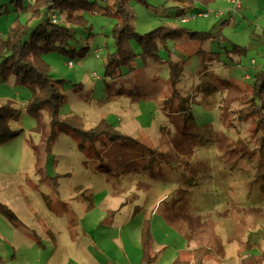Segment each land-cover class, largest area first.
<instances>
[{
  "label": "rangeland",
  "instance_id": "374dc122",
  "mask_svg": "<svg viewBox=\"0 0 264 264\" xmlns=\"http://www.w3.org/2000/svg\"><path fill=\"white\" fill-rule=\"evenodd\" d=\"M97 1L82 12L87 25L72 26L70 44L77 51L88 46L87 52L53 50L42 57L53 78L64 79L61 115L75 116L85 128L105 119L128 138L93 144L63 129L50 138L48 115L24 110L28 86L13 76L0 78V104L9 102L18 113L8 122L18 134L0 144V202L26 203L43 257L60 252L68 264H106L100 255L90 257L95 250L113 251L115 264H123L122 255L139 264L134 231L146 220L152 264L193 261L198 247L207 250L203 264H236L248 243V253L263 252L264 121L257 126L248 107L254 75L264 73V0H240L238 6L230 0H131L139 33L164 22L191 30L222 23L220 38L169 43L171 61L181 66L175 86L166 50L160 63L137 57L123 75L104 78L118 18ZM15 5L0 0L1 37L13 18H29ZM193 8L206 15H194ZM40 20L32 18L30 28ZM130 44L139 51L135 41ZM182 99L189 112L177 110Z\"/></svg>",
  "mask_w": 264,
  "mask_h": 264
},
{
  "label": "trees",
  "instance_id": "16d2710c",
  "mask_svg": "<svg viewBox=\"0 0 264 264\" xmlns=\"http://www.w3.org/2000/svg\"><path fill=\"white\" fill-rule=\"evenodd\" d=\"M102 1L100 6H103L106 11L111 12L118 18L112 30L113 51L106 53L104 59V78H115L123 75L128 70L130 62L137 57H140L143 61L162 62L163 56H161L160 51H168L169 43L180 40L181 37L204 42L212 40L214 37L220 38L223 35L222 23L213 24L212 27L206 30H191L170 22H164L148 32L139 33L133 24L131 0ZM137 1L148 4L147 0ZM200 1L205 2L207 0ZM97 2V0H15V9L28 13L29 18L25 22L20 21L18 17L13 18L5 35L0 36V78L6 79L13 76L16 83L28 86L31 95L28 102L24 103V110L33 115H39L42 111L48 115L51 127L50 138L54 136L55 130L58 129L79 134L83 141L87 140L93 144L96 140L124 141L128 138L105 119H101L93 127L85 128L83 123L75 116L61 115L60 108L65 99L61 91L64 79H54L49 64L42 57L45 52L53 50L62 55L83 56L87 52L88 46H83L77 51L74 45L70 44V40L73 38L72 26L85 27L88 21L82 12L93 9ZM230 2L232 1L230 0ZM181 9V12L177 11L176 17H181L184 13V8ZM193 10L196 11L194 15L206 14V11L200 8H194ZM34 17H41V20L30 28L31 25L28 23ZM132 40L138 46V52L133 50L130 44ZM232 48L241 52L244 51L243 47L237 44H233ZM98 49L95 51L96 55ZM166 55L167 58L164 61L169 62L168 78L172 86H175V83L180 80L181 66L178 62L171 61L170 51ZM67 63L72 65L71 61ZM94 77L97 76L94 75ZM172 89L171 95L178 97L179 94L176 88ZM251 94L249 98L251 105L248 109L256 115L255 120L258 126V121H264V114L262 113L264 108L263 72L255 73ZM182 100L183 102H177L179 104L177 110L179 112H189L190 105L186 102V99ZM259 105L262 107L259 108ZM17 114V110L9 102L0 104V144L18 134L17 131L10 128L8 123ZM259 118H262V120H259ZM0 212L6 215L14 224H20L15 212L1 202ZM152 243L153 237L149 223L146 220L141 225V260L139 264H152L154 261L155 254H151ZM249 245L250 243L247 244V252L241 255L239 264H264V252L248 253ZM206 251L205 247H198L193 261L176 258L171 264H203V254Z\"/></svg>",
  "mask_w": 264,
  "mask_h": 264
},
{
  "label": "crops",
  "instance_id": "0c3cea01",
  "mask_svg": "<svg viewBox=\"0 0 264 264\" xmlns=\"http://www.w3.org/2000/svg\"><path fill=\"white\" fill-rule=\"evenodd\" d=\"M179 12H181L180 9ZM4 202H6L9 206L11 205L10 207L19 218L20 224H14L7 218L6 215L0 212V264H68L67 261L69 260V257H67L66 254H59L60 252H53L51 255L47 254L43 257L44 255L39 248L40 246H37L35 243L34 237L37 230L36 228L29 226L30 224L25 217V213H29V208L26 203L22 202L21 206L17 207V205L14 206V204L8 203L7 200ZM117 228L120 229L119 227ZM134 234L140 244L141 227H139V229H135ZM151 254L154 255L152 248ZM89 255L93 259L99 255L102 256L106 264H115L118 261L117 257L114 256L113 251L109 256L99 250H95ZM122 256L124 259L123 264H132L130 261L128 262L126 255ZM113 257L114 261H111L110 259ZM239 261L240 257L237 256L236 264H239Z\"/></svg>",
  "mask_w": 264,
  "mask_h": 264
},
{
  "label": "built area",
  "instance_id": "2783aa9c",
  "mask_svg": "<svg viewBox=\"0 0 264 264\" xmlns=\"http://www.w3.org/2000/svg\"><path fill=\"white\" fill-rule=\"evenodd\" d=\"M233 3H235V6H238L239 5V2H240V0H231ZM204 15H206L205 13H204ZM69 64H71V63H69Z\"/></svg>",
  "mask_w": 264,
  "mask_h": 264
}]
</instances>
